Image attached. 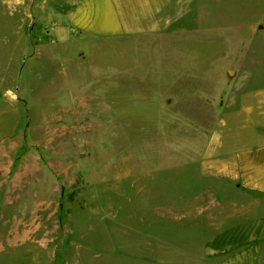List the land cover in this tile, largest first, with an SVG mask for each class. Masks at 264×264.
<instances>
[{
    "label": "rangeland",
    "instance_id": "374dc122",
    "mask_svg": "<svg viewBox=\"0 0 264 264\" xmlns=\"http://www.w3.org/2000/svg\"><path fill=\"white\" fill-rule=\"evenodd\" d=\"M151 1L49 63L43 23L0 20V264H223L208 235L259 214L234 153L264 142L236 100L264 89V0Z\"/></svg>",
    "mask_w": 264,
    "mask_h": 264
},
{
    "label": "crops",
    "instance_id": "0c3cea01",
    "mask_svg": "<svg viewBox=\"0 0 264 264\" xmlns=\"http://www.w3.org/2000/svg\"><path fill=\"white\" fill-rule=\"evenodd\" d=\"M124 1L130 4V0ZM24 13L32 14L31 29L37 21L43 23L48 35L55 34L51 41H31L35 47L32 56L39 62H54L55 53L49 42L64 44L74 37L77 41L122 38L139 29L133 17L127 20L123 16L120 0H0V20L5 24L14 15ZM15 28L22 30L23 25ZM28 53L22 47L21 57ZM38 71L42 73L39 67ZM116 73L120 74L119 70L112 71V75ZM248 89L239 92L236 100L249 123L257 124L255 120L264 117V89L256 92ZM248 97H254L255 104H245ZM234 160L241 192L264 198V142L237 148ZM258 212L217 234L208 235V257H219L223 264H264V203Z\"/></svg>",
    "mask_w": 264,
    "mask_h": 264
}]
</instances>
